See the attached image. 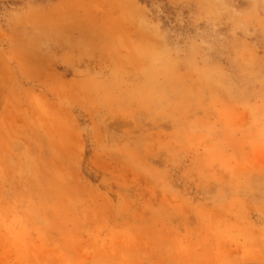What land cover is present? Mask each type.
Here are the masks:
<instances>
[{
  "label": "rangeland",
  "instance_id": "1",
  "mask_svg": "<svg viewBox=\"0 0 264 264\" xmlns=\"http://www.w3.org/2000/svg\"><path fill=\"white\" fill-rule=\"evenodd\" d=\"M0 264H264V0H0Z\"/></svg>",
  "mask_w": 264,
  "mask_h": 264
}]
</instances>
